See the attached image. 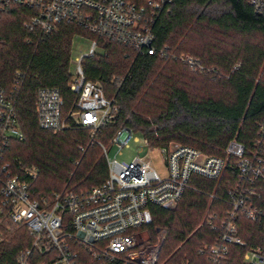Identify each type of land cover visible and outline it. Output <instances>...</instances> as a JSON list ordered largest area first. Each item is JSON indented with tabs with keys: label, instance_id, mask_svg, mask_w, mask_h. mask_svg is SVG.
Returning a JSON list of instances; mask_svg holds the SVG:
<instances>
[{
	"label": "trees",
	"instance_id": "1",
	"mask_svg": "<svg viewBox=\"0 0 264 264\" xmlns=\"http://www.w3.org/2000/svg\"><path fill=\"white\" fill-rule=\"evenodd\" d=\"M132 1L141 4L144 0ZM29 15L27 7L19 4L1 12L0 83L8 87L15 72L21 73L15 110L24 138L9 143L5 158L17 159L16 171L18 162L37 169L32 185L35 194L88 190L102 183L108 169L97 145L107 143L119 126L140 131L152 146L177 142L223 157L227 143L235 138L249 149L259 140L264 153V135L259 132L264 120V10L256 13L248 0H173L152 27L155 46L167 47L171 58L136 53L74 23H61L55 32L38 36L23 25ZM218 32L238 38V43L229 45L231 51L211 52L210 35ZM75 36L97 39L98 51L82 59V68L85 77L100 83L105 96L114 97L118 107L115 122L98 131L92 142L88 130L75 124L61 132L40 129L34 112L40 87L57 88L66 107L74 101L68 84ZM174 52H190L214 66L216 76L217 69H223L225 76L217 83L220 89L199 95L183 80L178 68L186 67L178 63ZM233 163L231 158L220 179L192 174L174 208L150 204L147 222L133 232L145 229L147 242L153 243L158 230L165 229L160 260L167 257L169 264H177L189 259L198 264L197 248L211 244L216 236L206 225L205 215L215 212L220 217L228 208L220 198L235 181ZM260 185L256 204L264 209V181ZM237 226L245 246H231L229 264H241L245 248L263 241L259 227L244 216L238 217ZM32 240L25 227L0 218V264H17L19 253ZM54 256L53 251L33 250L30 263H50ZM79 262L109 264L93 260L83 250Z\"/></svg>",
	"mask_w": 264,
	"mask_h": 264
},
{
	"label": "built area",
	"instance_id": "2",
	"mask_svg": "<svg viewBox=\"0 0 264 264\" xmlns=\"http://www.w3.org/2000/svg\"><path fill=\"white\" fill-rule=\"evenodd\" d=\"M173 0H0V15L12 4L26 6L30 12L24 27L38 36L55 32L61 23H74L89 33L130 47L139 54H158L167 57V47L157 49L153 24L159 13ZM256 13L264 10V0H248ZM90 40V51L74 57L69 90L75 99L69 107L60 91L54 87H40L36 92L34 112L37 126L43 130L61 132L73 124L89 131L94 141L98 131L115 122L117 102L104 94L100 83L85 77L81 61L94 54L97 39ZM171 55V54H169ZM195 72L206 67L199 58L188 54L174 56ZM21 85V73L15 72L10 86L0 83V218L11 225L23 226L31 234V246L18 255L17 264H31L33 250L55 256L50 263L81 264L83 250L93 260L109 264H167L159 252L165 232L158 230L157 242L147 239L138 242L135 232L149 218L150 204L171 207L176 205L189 178L196 174L220 179L234 159L235 181L224 191L220 200L228 208L219 217L207 214L205 223L216 232L211 244L197 248L198 264H229L231 246H245L239 235L237 219L244 216L263 233V241L245 248L241 264H264V209L256 204L261 197L264 181V153L259 140L249 149L237 139L230 140L224 156H210L188 145L169 142L152 146L144 139L148 153L157 150L164 165L160 175L152 159L140 151L129 161L109 158V150L127 146L132 133L124 126L115 129L103 150L108 175L99 185L88 190L64 189L35 194L32 185L38 171L35 167L14 169L17 159L7 160L5 152L12 140L24 138L15 104ZM264 135V120L259 123ZM83 150V148H80ZM213 198L214 195H211ZM132 231V232H130ZM78 232L83 234L78 236ZM90 238L93 241H90ZM177 264H192L189 259Z\"/></svg>",
	"mask_w": 264,
	"mask_h": 264
},
{
	"label": "rangeland",
	"instance_id": "3",
	"mask_svg": "<svg viewBox=\"0 0 264 264\" xmlns=\"http://www.w3.org/2000/svg\"><path fill=\"white\" fill-rule=\"evenodd\" d=\"M234 39V40H233ZM236 40V41H235ZM209 42L212 44L211 47V52L215 53V54H222L224 52H229L232 50V47L229 46L232 43L237 42L238 43V38L236 37H226L225 35L221 34V33H212V35H210L209 38ZM90 51V40L81 36H75L73 38L72 41V58H71V62H73L74 57L83 53V52H89ZM98 51V50H96ZM171 55H169L168 57H173L172 53H170ZM174 56H180L182 54H188L191 56L192 55L190 52H174L173 53ZM178 63L181 64L183 67H186V70H182L181 67L178 68L180 69V72H182L183 74V80L185 82L188 83V85H190L191 88H193L195 91H197V93L200 94H205L211 91H217L220 89V85L217 83H220V80H222L223 74L225 76V71L221 68L217 69L218 74L216 76V74L212 73V69L214 68V66L212 65H206L203 63V65L206 67L205 72L203 73H199V72H195L194 70L190 69L187 65L183 64L180 60H178ZM164 64V63H162ZM74 68L73 63H71L70 65V71L72 72ZM215 80L219 81V82H214ZM89 133V131H88ZM177 143V142H174ZM103 146L107 147L109 144V141L107 143H101ZM179 144V143H177ZM97 147L99 148V152L100 155L103 156V150L102 147L98 144ZM138 151H140V155L141 156H146L148 155L153 163L155 168L157 169V171L160 173V175L164 176L165 172H164V165L161 159V156L159 154V152L157 150L151 151L148 153V147L145 145L144 143V139H143V135L140 131H135L132 133L131 138L129 139L127 146H125L122 150L121 153H119V150L116 146H113L110 148L109 150V158H113L116 157L118 160H125V161H129L131 160L137 153ZM174 206H171L169 208H174ZM207 214L204 217V220L206 218ZM159 230H163L166 233L165 229H159ZM159 232V231H158ZM136 235V239L138 242H143L144 240H146L148 238V233L145 229H140L137 230L135 232ZM158 236V235H157ZM156 236V239H157ZM157 240L153 243L150 244H154L156 243ZM162 261L166 262L167 264H169L167 262V257L163 258Z\"/></svg>",
	"mask_w": 264,
	"mask_h": 264
},
{
	"label": "water",
	"instance_id": "4",
	"mask_svg": "<svg viewBox=\"0 0 264 264\" xmlns=\"http://www.w3.org/2000/svg\"><path fill=\"white\" fill-rule=\"evenodd\" d=\"M78 236L82 237V236H83V234H82L81 232H78ZM90 241H93V239H92V238H90Z\"/></svg>",
	"mask_w": 264,
	"mask_h": 264
}]
</instances>
